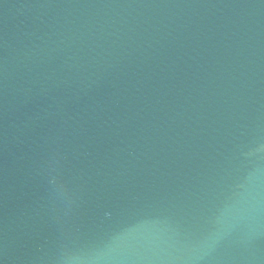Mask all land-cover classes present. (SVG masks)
<instances>
[{"label": "water", "instance_id": "water-1", "mask_svg": "<svg viewBox=\"0 0 264 264\" xmlns=\"http://www.w3.org/2000/svg\"><path fill=\"white\" fill-rule=\"evenodd\" d=\"M0 264H264V0H0Z\"/></svg>", "mask_w": 264, "mask_h": 264}]
</instances>
